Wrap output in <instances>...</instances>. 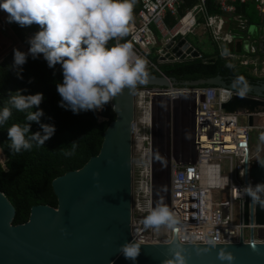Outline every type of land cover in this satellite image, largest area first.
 Here are the masks:
<instances>
[{
	"label": "built area",
	"instance_id": "obj_1",
	"mask_svg": "<svg viewBox=\"0 0 264 264\" xmlns=\"http://www.w3.org/2000/svg\"><path fill=\"white\" fill-rule=\"evenodd\" d=\"M208 1L219 13L208 12ZM236 4H252L258 13H264V0H193V3L187 0H137V12L129 21L128 33L122 38H116L114 44L117 40L120 43H129L135 56L147 61V72L160 73L159 65L186 61L180 57H187L192 53L179 48L180 57H175L169 50L164 49L167 45L172 44L173 48L180 40L188 42L187 35L198 38L207 35L221 58L227 59L231 64L236 56L227 54L225 46L234 38L222 31V16L233 14ZM6 15L0 10V23L7 27ZM188 44L198 54L190 60L202 59V54L190 42ZM242 61L238 65L264 67V60ZM181 89L171 92L179 93L186 102L192 104L193 156H189L187 162L172 169L169 196L163 203H156L151 185L143 181L136 183L135 198L132 196L130 224L132 240L139 244H167L176 232V238L181 244H208L209 239L215 241V244H232L238 242L241 234L243 241L247 242L252 231L253 239L264 242V226L241 227L239 218L245 197L238 192L244 185V164L246 163L249 171L256 162L254 158L260 154V151H252L251 147V150L249 149V132L264 131V112L255 114L253 126L249 127L247 114H226L220 109V105L229 98L239 96L237 92L208 86ZM167 94L166 89H138L135 93L136 108L141 109L138 100L143 96L145 100H151L154 96L167 97ZM249 98L264 102V99L259 97ZM144 112L134 117L131 123L133 142L136 137L140 138L139 127L146 126L142 122ZM239 117L245 118L244 125H239ZM221 160L227 161L228 175H221ZM249 181L252 183L248 179ZM233 204L237 209V223L233 219ZM158 206L168 207L176 215L178 224L173 228L162 225L158 230L145 228L143 218ZM244 230L248 231L247 236ZM185 236L188 239H182Z\"/></svg>",
	"mask_w": 264,
	"mask_h": 264
},
{
	"label": "water",
	"instance_id": "obj_2",
	"mask_svg": "<svg viewBox=\"0 0 264 264\" xmlns=\"http://www.w3.org/2000/svg\"><path fill=\"white\" fill-rule=\"evenodd\" d=\"M171 45L164 49L175 57H180L179 48L187 53L192 51L190 56L180 57L181 60L188 61L198 55L185 40H180L173 48ZM242 51L248 52L242 42L232 40L225 46L227 54ZM199 86L236 92L220 76L176 83L158 73V76L148 75L145 83L137 84L132 91L124 89L113 97L110 107L115 117L103 133L98 154L79 170L67 172L52 181L56 208L33 206L26 223L12 225L15 210L0 193V264H131L119 254L118 247L132 240L133 139L130 127L135 115V93L146 87L177 90ZM245 95L264 99V85H249ZM249 97L232 96L220 105V109L226 114H247V124L252 127L254 115L264 112V102ZM259 156H264V150ZM244 167V184L248 179L253 185L264 182V168L257 162L249 171L246 163ZM241 210V227L264 226V210L248 197ZM173 244L182 246L187 264H221L216 258L219 249L233 255L232 264H264V242L254 241L252 231L248 242L243 241L241 234L237 243L215 244V247L181 244L176 237L167 244H140L136 264H161L170 258L169 248ZM204 248L209 250L204 252Z\"/></svg>",
	"mask_w": 264,
	"mask_h": 264
},
{
	"label": "clouds",
	"instance_id": "obj_3",
	"mask_svg": "<svg viewBox=\"0 0 264 264\" xmlns=\"http://www.w3.org/2000/svg\"><path fill=\"white\" fill-rule=\"evenodd\" d=\"M134 4L135 0H0V10L7 14L6 23L15 22L20 27L33 23L39 26V30L27 40V51L12 49L11 70L21 79L20 72L26 60L29 57L36 59L39 54L48 68L59 65L62 79L55 85L60 97L58 106L73 114L92 111L95 115L124 89L132 91L137 84L146 81L147 61L136 57L129 43L117 40L114 46H106L109 40L122 38L128 33ZM231 87L237 95L244 96L249 85L243 77H236ZM21 91L26 89L10 92L7 104L0 107V127L5 125L13 110L25 114L23 124L14 123L6 128L10 141L8 147L14 153L30 151L34 144L43 145L55 131L54 125L40 122L44 113L38 105L44 99L43 94L22 95ZM31 122L38 124L39 131H29ZM69 145L63 151L66 157L75 154L77 140ZM254 160L264 168V156ZM96 175L94 172L93 177ZM238 192L264 210V182L253 185L249 181ZM143 224L145 228L155 230L162 225L173 228L178 219L168 207L158 206L143 218ZM177 234L174 232V239ZM207 243L215 247L212 239ZM140 248L139 243L131 240L121 244L118 252L131 264H136ZM208 250L203 249L204 252ZM169 253L170 258L161 264H187L181 245L173 244ZM216 258L221 264H232L234 260L233 255L224 249L217 251Z\"/></svg>",
	"mask_w": 264,
	"mask_h": 264
},
{
	"label": "trees",
	"instance_id": "obj_4",
	"mask_svg": "<svg viewBox=\"0 0 264 264\" xmlns=\"http://www.w3.org/2000/svg\"><path fill=\"white\" fill-rule=\"evenodd\" d=\"M207 7L210 13H219L209 1ZM245 7L236 4V13L238 14ZM136 11L133 6L132 16ZM244 17L248 22H253L249 13L245 12ZM7 25L21 44L14 48L21 51L29 47L27 37H32L39 30V26L35 23L26 27H20L15 22ZM238 31L232 30V33L237 34ZM106 46H114V40H109ZM215 50L213 54L200 52L202 59L159 65V71L166 78L174 79L177 83L212 79L217 76L228 85L232 84L236 77L256 81V78L251 77L246 71L233 68L230 62L221 58L217 49ZM11 63L12 50L0 61V107L7 104V98L12 94L10 92L18 89H26L21 91L22 95L40 92L44 96L38 105L44 113L40 122L55 127L54 134L43 145L34 144L30 151L19 153L10 151L6 128L14 123L23 124L25 114L13 110L5 125L0 127V151L4 157L3 165L0 164V193L7 198L15 210L12 225H22L28 221L33 206L56 208L57 200L52 192V181L67 172L79 170L91 157L98 154L103 133L115 116L110 102L95 115L92 111L73 114L70 110L59 107L57 102L60 97L55 89L56 83L62 79L59 65L54 69L48 68L40 56L36 59L29 57L22 66L23 71L20 72L22 78L18 79L10 68ZM147 73L158 76L154 71ZM29 78L31 83H28ZM152 88L154 87H146V89ZM99 118L103 121H99ZM29 131H39L38 124L31 122ZM73 140H77L76 152L73 156L66 157L63 151L70 147L69 143Z\"/></svg>",
	"mask_w": 264,
	"mask_h": 264
},
{
	"label": "rangeland",
	"instance_id": "obj_5",
	"mask_svg": "<svg viewBox=\"0 0 264 264\" xmlns=\"http://www.w3.org/2000/svg\"><path fill=\"white\" fill-rule=\"evenodd\" d=\"M29 38L30 36L27 37V40ZM186 40L190 42L192 46L199 52H205L209 54H213L216 52L214 44L209 40V37L207 35H204L200 38L192 35H187ZM17 46H21V44L15 39L8 26L6 27L2 23H0V58L2 56H5L14 47ZM221 48L223 54V45H221ZM25 51H27V49H25ZM246 57L247 55H243L242 58ZM151 59H153V54L151 55ZM240 62L243 61L235 58L233 61H231L230 65L236 70L246 71L250 76L252 75L251 77L253 78L264 79V75H262L263 73L261 72V70H263L261 68L263 67L259 66L261 70L257 69V71H255L254 68L238 65ZM144 89L146 90V88ZM181 90H183V88ZM173 91L175 92V90ZM176 96L178 95H172L169 98H176ZM178 98L179 99L172 101L168 98L154 96L151 100H145V104H142V107H145L143 109H137L135 105L134 117H138L142 111H145L148 116H154V123L152 124V126L149 124L150 128L147 125L145 126V128L141 126L139 127V137L143 141L139 145H137L138 148L134 147L135 143L133 142L132 196L134 198L135 188L137 185L136 183L143 181L147 183V185L149 184L152 186V190L154 193L153 197L156 203H163L164 201H166L169 196V182L172 169L175 166H180L181 164L187 162L189 160V156H193L191 146L192 104L189 102L181 101L180 96H178ZM150 109L153 110L152 114H150ZM179 110L183 111L184 114H182L181 112V119L177 118V121L175 122L176 115L178 114ZM184 116H186V127H183V123H180ZM99 121H103V119L99 118ZM238 123L239 125H244L245 118L239 117ZM178 128L180 130V134L176 136ZM186 128L187 130L185 132ZM183 136V142L184 145H186V148L183 150H175L174 148L176 146L177 140L179 142L181 138H183ZM250 147L256 149L254 150L252 148L253 151H260V153L264 150V131L251 130L249 132V149ZM0 154V164L3 165L4 157L1 151ZM220 166L221 175H228L227 161L221 160ZM146 168H148L146 174L143 175V172L146 170ZM233 182L235 181L233 180ZM232 214L234 222L237 223L238 217L235 204H233L232 206ZM244 234L245 236H247L248 231L244 230Z\"/></svg>",
	"mask_w": 264,
	"mask_h": 264
},
{
	"label": "crops",
	"instance_id": "obj_6",
	"mask_svg": "<svg viewBox=\"0 0 264 264\" xmlns=\"http://www.w3.org/2000/svg\"><path fill=\"white\" fill-rule=\"evenodd\" d=\"M187 1L193 3V0H187ZM241 6H246V7L245 9L242 8L238 14L236 13V9H235L233 14H229V16L227 15L222 16L223 19L222 31L225 33H229L234 38L235 42H242V46L246 47L248 50L247 53L244 51H242L240 54L233 52L231 55L236 56V58L239 60L245 59L248 62H251L253 59L264 60V13H258L252 4H244ZM134 7L137 10L138 8L137 0H135ZM245 12L251 15L253 21L252 23L248 22L247 19L244 17ZM211 14H216V13H211ZM232 30H239V31L237 34H235L232 33ZM243 55H247V57L242 58ZM3 57L4 56L0 58V61L2 60ZM248 67L254 68L251 65H249ZM254 69L255 71H257V69L259 70L263 69L261 70V72L263 73L262 75H264V67L260 69V67L258 66Z\"/></svg>",
	"mask_w": 264,
	"mask_h": 264
},
{
	"label": "bare ground",
	"instance_id": "obj_7",
	"mask_svg": "<svg viewBox=\"0 0 264 264\" xmlns=\"http://www.w3.org/2000/svg\"><path fill=\"white\" fill-rule=\"evenodd\" d=\"M172 95H178V96H180L181 97V101H185L186 102V100L184 99V97L182 96V95H179V93H177V94H172V92H171V90H168V94H167V97H164V98H168V99H170L169 97L170 96H172ZM178 96H176V98H171L170 100H176V99H179L178 98ZM145 99H144V96L143 97H141L138 101L140 102V104H138L139 106H140V108H143L142 107V104L144 105V101ZM188 104V103H187ZM150 108H152V107H150ZM151 110V109H150ZM192 111H193V108L191 109ZM152 111L153 110H151L150 111V114H152ZM181 112H182V114H184L183 113V111H181V110H179V112H178V114L176 115V120H175V122L177 121V118H179V119H181ZM191 113V112H190ZM149 114V115H150ZM191 115H192V118H191V125H192V127H191V136H192V130H193V112L191 113ZM153 118H154V116L152 115H150V116H148V114L146 113V112H144V117H143V119H142V122H143V124L144 125H147V126H149V124L152 126V124L154 123V121H153ZM150 121H151V123H150ZM180 123H183V127H186V116H184L183 118H182V120L180 121ZM186 130H187V128L185 129V132H186ZM180 134V130H179V128H178V131H177V133H176V136H178ZM186 136H187V134H186ZM138 137H136V139H134V147L135 148H138V146L137 145H139L143 140H141L140 138H138ZM183 139H184V136H183V138H181V140L178 142V140H177V142H176V146H175V150L176 149H180V150H183V149H185L186 148V145H184V142H183ZM181 142V143H180ZM141 150V149H140ZM1 155V154H0ZM147 169L148 168H146V170L143 172V175L144 174H146V171H147ZM152 193H153V190H152ZM152 196H154V193L152 194ZM243 205V204H242ZM254 241H256L257 242V239H254ZM248 242V241H247Z\"/></svg>",
	"mask_w": 264,
	"mask_h": 264
},
{
	"label": "flooded vegetation",
	"instance_id": "obj_8",
	"mask_svg": "<svg viewBox=\"0 0 264 264\" xmlns=\"http://www.w3.org/2000/svg\"><path fill=\"white\" fill-rule=\"evenodd\" d=\"M245 81L247 82L248 85H253V86H263L264 85V79H256V81H250V80H245Z\"/></svg>",
	"mask_w": 264,
	"mask_h": 264
}]
</instances>
